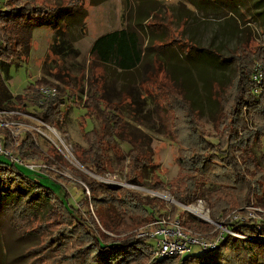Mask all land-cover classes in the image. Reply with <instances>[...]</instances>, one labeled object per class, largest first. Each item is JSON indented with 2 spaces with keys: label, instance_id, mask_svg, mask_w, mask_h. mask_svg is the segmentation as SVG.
I'll return each mask as SVG.
<instances>
[{
  "label": "trees",
  "instance_id": "16d2710c",
  "mask_svg": "<svg viewBox=\"0 0 264 264\" xmlns=\"http://www.w3.org/2000/svg\"><path fill=\"white\" fill-rule=\"evenodd\" d=\"M150 1L152 6L147 10L146 19L152 17L156 5L160 4V0ZM188 1L194 5L206 2L218 11L235 12L246 15L249 21H258L262 27L260 42L253 47L241 44L225 56L211 47L180 39V30L175 36L169 33L165 39L161 24L155 26L139 20L132 27L128 25L96 37L90 48L92 65L111 70L119 68L122 71L119 75L124 78V97L120 101L106 99L102 77L91 72L90 93L82 104L85 113L81 132L87 147L74 144V153L85 170L98 175L109 170L110 152L118 159L128 158L126 180L143 185L146 169L156 165L152 163V153L140 151L138 143L130 137L121 108L123 104L134 107L131 100L135 92L131 94L128 86L134 82L133 76L152 69L154 78L147 76L139 83L146 82V93L152 96L160 123L178 147L174 157L176 178L171 182L154 179L149 188L156 191L168 188L173 198L184 205L198 197L205 198L210 218L219 222L239 207L254 204L264 208L261 141L264 137V0ZM72 22H84L81 0H0V63L19 58L30 45L34 28L47 26L56 30ZM200 58L207 66L234 65V75L227 86L210 82L211 97L214 95L212 98L219 104L212 123L213 132L206 128L199 110L193 107L185 92L194 85L189 72L195 65L198 67ZM258 66L262 73L259 84L254 79ZM156 74L165 79L157 80ZM56 80L58 84H51L46 78H38L15 97V107L23 114L32 113L44 126L60 130L70 104L76 103L78 89L66 74L58 73ZM5 90L0 72V96ZM221 91L224 95L218 98ZM90 116L100 122L98 130H86L85 119ZM10 133L7 130L0 137V145L12 155L29 162L49 161L47 157L61 160L52 144L44 156L30 132L24 131L16 139ZM121 142L130 145L127 152L121 148ZM0 156H5L0 160V209L17 232L26 231L27 223L34 221L30 231L39 237L37 244L24 249L28 257L25 264H264V239L251 238L258 231L250 221L232 226L249 238L227 234L215 249L151 260L152 245L148 238L137 237L136 232L124 238H112L104 230L130 232L147 219L163 216L164 202L159 198L144 197L129 188L98 181L72 167L78 181L70 183L81 188L84 197L73 207L65 200L69 195L65 184L49 180V175L41 174L45 172L43 168L27 174L17 167L19 163L6 155ZM41 179H48L56 188ZM170 214L174 216V212ZM193 220L186 218L185 222L199 229L198 225L191 224ZM203 227L207 231L213 228L207 224ZM261 229L264 235V225Z\"/></svg>",
  "mask_w": 264,
  "mask_h": 264
},
{
  "label": "rangeland",
  "instance_id": "374dc122",
  "mask_svg": "<svg viewBox=\"0 0 264 264\" xmlns=\"http://www.w3.org/2000/svg\"><path fill=\"white\" fill-rule=\"evenodd\" d=\"M81 6L84 11L83 24L72 22L56 30H51L47 26L36 27L32 31L30 45L23 50L19 58L9 63H0V72L6 86V93L0 96V137L5 136L7 130L14 135V139L22 136L24 131H28L45 154L44 156L47 154L48 145H54L60 153L61 160L47 157L49 161L45 159L34 161L41 163L45 170L41 174L49 175V180L65 184L69 194L65 200L73 207L78 206L84 197L82 189L70 183L71 180L78 181L77 172L72 167L83 170L90 178L98 181L110 185H122L144 197L159 198L164 202L165 209L161 211L163 215L174 212L172 215H179L183 220L191 217L197 220L195 214L185 207L192 205V207H199L202 213L205 211L210 218L208 202L205 198L198 197L189 205H184L173 198L168 188L160 191L149 188V184L154 179L171 182L176 178L177 166L174 163V157L178 147L160 123L152 96L146 93V82L139 83L147 76L154 78V76L151 77L152 69L148 72L142 70L133 76L134 82L128 86L131 94L135 92L131 100L135 103L134 107L123 104L121 108L130 137L138 143L140 151L152 153V163L156 165L152 169H146L143 185L126 180L128 158L118 159L110 152L111 166L104 175L85 170L78 162L74 153V144L87 147L81 132L82 116L85 113L82 104L84 98L90 93L89 81L92 73L102 77L100 80L106 99L120 101L124 97L122 96L124 78L119 75L120 72H113L110 68L106 69L100 65H92L90 48L98 35L106 31L122 29L128 25L132 27L134 21L139 20L144 23H154L155 26L161 24L165 39L169 37V33L175 36V33L180 30L178 33L180 39H188L198 46L211 47L227 56L241 44L253 47L259 43L262 27L259 26L258 21L247 20L246 15L221 12L211 8L206 2L194 5L188 0H160V4L156 5V12L148 19H146L147 10L152 6L150 0H107L103 3L81 0ZM144 34L147 38V34ZM198 63L200 69L195 65V68H191L192 71L189 72L194 85L189 86L185 92L193 107L199 110L206 128L213 132L212 123L219 104L215 98H212L214 95L211 97L210 82L219 84L221 87L227 86L234 75V65H225L222 68L213 64L207 66L208 63L201 58ZM58 73L68 75L73 83L77 84L78 89L76 103L70 104V108L66 111L65 124L60 130L44 126L32 113L23 114L15 107V97L23 93L30 84L40 77L48 79L51 84H58L56 80ZM177 74L179 75V72ZM177 74L176 78H178ZM156 79L165 78L161 74H156ZM223 95L224 92L221 91L217 97L222 98ZM85 124L86 130H98L100 127V122L94 116L86 118ZM261 141L264 150V137ZM121 148L127 152L130 145L121 142ZM4 159L5 156H0V160ZM17 167L27 174L33 172L20 164ZM49 180L41 179L43 183L56 188ZM88 208L91 210L90 206ZM94 218L97 220L95 215ZM151 220H145L142 225L130 232L112 233L106 230L104 232L112 238H124L126 234L137 232L141 226ZM195 220L191 221V224L198 225V228L203 230V223H197L198 221ZM34 226L35 222L30 221L27 223L26 231L17 232L10 226L8 217L4 216L0 209V264L27 262L28 257L23 253L24 249L39 242L38 234L30 231ZM148 242L152 245L151 240ZM200 253V249L194 246L191 254ZM150 259L152 260L151 254Z\"/></svg>",
  "mask_w": 264,
  "mask_h": 264
},
{
  "label": "built area",
  "instance_id": "2783aa9c",
  "mask_svg": "<svg viewBox=\"0 0 264 264\" xmlns=\"http://www.w3.org/2000/svg\"><path fill=\"white\" fill-rule=\"evenodd\" d=\"M255 72L254 79L259 84L262 80V73L259 66L256 67ZM258 90L256 91L258 92ZM46 91L44 90V92ZM0 155H6L10 157V160L22 164L32 171H38L40 168H44L41 163L26 162L12 155L10 151L4 149L1 145ZM191 207L192 205L186 206L189 211H191ZM195 216L198 218L197 221L205 225H211L213 228L209 231L205 229H194L189 227L179 215L177 216L175 214L172 217L171 214H167L141 226L137 230L136 236L145 237L152 241V259L190 254L194 246L198 247L200 252H206L215 249L227 234L240 238H249V236H245L234 230L232 228L234 223L244 224L248 221L252 222L256 226L258 234L251 238L264 239V235L261 234V228L264 225V208L261 206L250 204L239 207L226 214L219 222L213 221L207 214L204 218L196 214Z\"/></svg>",
  "mask_w": 264,
  "mask_h": 264
},
{
  "label": "bare ground",
  "instance_id": "6f19581e",
  "mask_svg": "<svg viewBox=\"0 0 264 264\" xmlns=\"http://www.w3.org/2000/svg\"><path fill=\"white\" fill-rule=\"evenodd\" d=\"M191 211L201 218L206 217V214L202 213V211L199 207H191Z\"/></svg>",
  "mask_w": 264,
  "mask_h": 264
},
{
  "label": "crops",
  "instance_id": "0c3cea01",
  "mask_svg": "<svg viewBox=\"0 0 264 264\" xmlns=\"http://www.w3.org/2000/svg\"><path fill=\"white\" fill-rule=\"evenodd\" d=\"M106 32H108V31H106ZM106 32H104V33H106ZM104 33H102V34H104ZM102 34H101V35H102ZM98 36H100V35H98ZM98 36H97V37H98ZM95 39H96V38H95ZM95 39H94V40H95ZM112 71H113V72H122L119 68H117V69H113V68H112Z\"/></svg>",
  "mask_w": 264,
  "mask_h": 264
},
{
  "label": "water",
  "instance_id": "95a60500",
  "mask_svg": "<svg viewBox=\"0 0 264 264\" xmlns=\"http://www.w3.org/2000/svg\"><path fill=\"white\" fill-rule=\"evenodd\" d=\"M120 186V185H119ZM122 186V185H121ZM127 186V185H126ZM186 207V206H185Z\"/></svg>",
  "mask_w": 264,
  "mask_h": 264
}]
</instances>
